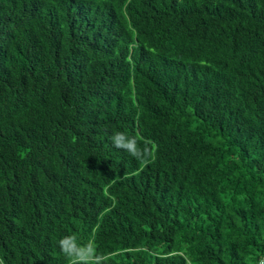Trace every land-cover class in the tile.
<instances>
[{
    "label": "trees",
    "instance_id": "1",
    "mask_svg": "<svg viewBox=\"0 0 264 264\" xmlns=\"http://www.w3.org/2000/svg\"><path fill=\"white\" fill-rule=\"evenodd\" d=\"M264 0H0V264H257Z\"/></svg>",
    "mask_w": 264,
    "mask_h": 264
},
{
    "label": "built area",
    "instance_id": "2",
    "mask_svg": "<svg viewBox=\"0 0 264 264\" xmlns=\"http://www.w3.org/2000/svg\"><path fill=\"white\" fill-rule=\"evenodd\" d=\"M257 264H264V256H262V257L258 260Z\"/></svg>",
    "mask_w": 264,
    "mask_h": 264
}]
</instances>
